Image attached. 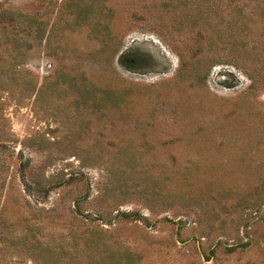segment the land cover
Returning <instances> with one entry per match:
<instances>
[{"label":"rangeland","instance_id":"374dc122","mask_svg":"<svg viewBox=\"0 0 264 264\" xmlns=\"http://www.w3.org/2000/svg\"><path fill=\"white\" fill-rule=\"evenodd\" d=\"M0 264H264V0H0Z\"/></svg>","mask_w":264,"mask_h":264},{"label":"trees","instance_id":"16d2710c","mask_svg":"<svg viewBox=\"0 0 264 264\" xmlns=\"http://www.w3.org/2000/svg\"><path fill=\"white\" fill-rule=\"evenodd\" d=\"M121 62H122V60H121Z\"/></svg>","mask_w":264,"mask_h":264}]
</instances>
